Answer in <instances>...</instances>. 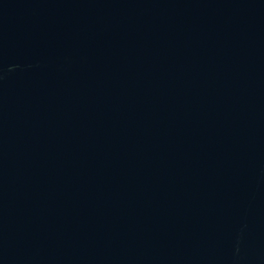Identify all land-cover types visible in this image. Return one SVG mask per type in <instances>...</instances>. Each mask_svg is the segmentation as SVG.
Returning <instances> with one entry per match:
<instances>
[{
  "label": "water",
  "instance_id": "1",
  "mask_svg": "<svg viewBox=\"0 0 264 264\" xmlns=\"http://www.w3.org/2000/svg\"><path fill=\"white\" fill-rule=\"evenodd\" d=\"M0 264H264V0H0Z\"/></svg>",
  "mask_w": 264,
  "mask_h": 264
}]
</instances>
